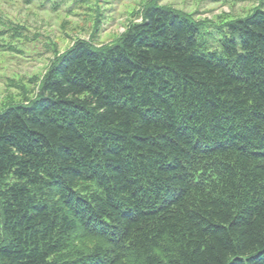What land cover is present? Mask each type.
Returning a JSON list of instances; mask_svg holds the SVG:
<instances>
[{
	"label": "trees",
	"instance_id": "obj_1",
	"mask_svg": "<svg viewBox=\"0 0 264 264\" xmlns=\"http://www.w3.org/2000/svg\"><path fill=\"white\" fill-rule=\"evenodd\" d=\"M199 27L150 0L0 111V264H264V11Z\"/></svg>",
	"mask_w": 264,
	"mask_h": 264
},
{
	"label": "rangeland",
	"instance_id": "obj_2",
	"mask_svg": "<svg viewBox=\"0 0 264 264\" xmlns=\"http://www.w3.org/2000/svg\"><path fill=\"white\" fill-rule=\"evenodd\" d=\"M150 0H0V17L11 23L10 36L0 33V111L31 101L55 56L76 40L94 46L116 41L130 23L138 22ZM190 14L200 22V40L219 50L223 24L264 11V0H153ZM100 19L96 23L97 19ZM6 27L0 24V30Z\"/></svg>",
	"mask_w": 264,
	"mask_h": 264
}]
</instances>
